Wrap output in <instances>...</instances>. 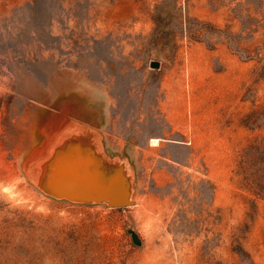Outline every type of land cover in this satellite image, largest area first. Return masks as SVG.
I'll use <instances>...</instances> for the list:
<instances>
[{"label":"rangeland","instance_id":"374dc122","mask_svg":"<svg viewBox=\"0 0 264 264\" xmlns=\"http://www.w3.org/2000/svg\"><path fill=\"white\" fill-rule=\"evenodd\" d=\"M0 264H264V0H0Z\"/></svg>","mask_w":264,"mask_h":264},{"label":"water","instance_id":"95a60500","mask_svg":"<svg viewBox=\"0 0 264 264\" xmlns=\"http://www.w3.org/2000/svg\"><path fill=\"white\" fill-rule=\"evenodd\" d=\"M151 65L152 66H157L158 65V62L157 61H152ZM131 238H132V241L135 244H139L140 243V240H139L138 236L135 233H132L131 234Z\"/></svg>","mask_w":264,"mask_h":264}]
</instances>
